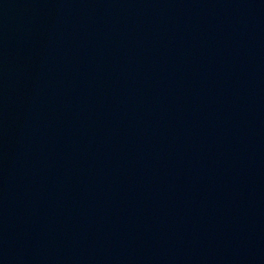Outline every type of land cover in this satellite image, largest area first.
<instances>
[{
  "label": "water",
  "instance_id": "obj_1",
  "mask_svg": "<svg viewBox=\"0 0 264 264\" xmlns=\"http://www.w3.org/2000/svg\"><path fill=\"white\" fill-rule=\"evenodd\" d=\"M0 264H264V0H0Z\"/></svg>",
  "mask_w": 264,
  "mask_h": 264
}]
</instances>
